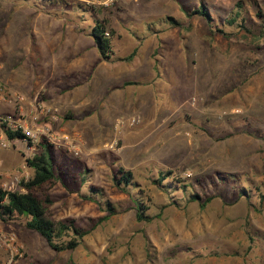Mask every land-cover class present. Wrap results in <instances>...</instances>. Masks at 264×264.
Returning <instances> with one entry per match:
<instances>
[{"label":"rangeland","instance_id":"374dc122","mask_svg":"<svg viewBox=\"0 0 264 264\" xmlns=\"http://www.w3.org/2000/svg\"><path fill=\"white\" fill-rule=\"evenodd\" d=\"M67 1L108 22L112 60L92 54L90 14L0 0V82L58 110L47 143L56 178L36 192L51 219L89 231L55 251L25 220L2 222L24 245L17 264H264V0ZM241 2L247 29L226 23ZM40 152L0 149V185L30 180L26 160ZM120 170L133 174L130 193ZM167 170L213 201L160 188ZM132 197L161 217L139 221Z\"/></svg>","mask_w":264,"mask_h":264},{"label":"trees","instance_id":"16d2710c","mask_svg":"<svg viewBox=\"0 0 264 264\" xmlns=\"http://www.w3.org/2000/svg\"><path fill=\"white\" fill-rule=\"evenodd\" d=\"M46 7L50 6L52 8L63 9L66 15H71V12H77L81 14H90L91 18L94 21V25H90L89 36L93 39L95 46L97 47L100 55L105 60H112L114 57L113 44L110 38V35L113 34V31H108V22L106 20L99 19L96 9L93 6L85 5L82 3H70L67 0H44ZM248 4L252 5L255 9L257 6L252 1H248ZM244 6L243 3H238L236 6V11L226 22L227 25H237L240 28L247 29L245 26L246 19L243 18L239 22V19L243 15ZM62 11V10H61ZM199 15L202 17H208L207 13L204 11L203 7L198 11ZM256 16L260 19L262 28L264 29V13L261 10H256ZM64 18L69 16H62ZM78 17H84L79 15ZM68 20L72 21L71 18ZM74 21V20H73ZM221 26V23H219ZM224 26V25H223ZM218 27V26H217ZM223 28H217V31L223 32ZM84 31V30H81ZM108 33V35H107ZM135 53V51L133 52ZM131 56L125 58L124 60H130ZM155 69L158 70V65L155 66ZM11 139L20 138L22 134L20 132L10 133ZM38 148L41 150L39 154H36L33 159H27L26 162L30 168L34 170L33 177L26 181H22L21 186L25 189V192H7L0 188V219L2 222H12L17 220H25V228L29 231H34L40 234L46 241L49 246L55 251H66L73 250L77 248L80 244V241L83 240L88 234L89 231L75 225L74 221L63 222L55 221L49 216V205L50 200L40 197L36 190L42 187L45 183L51 182L56 178L55 168L53 165V159L50 151L49 145L47 142L42 141L38 145ZM122 176L116 180V183L121 189L125 192H129V187L134 186L133 174L131 172L121 171ZM234 177V176H233ZM172 178L171 182L165 184L167 179ZM222 184H227L229 180L223 179L221 176L218 177ZM233 183H236V179H233ZM156 184L165 189L166 191L170 190V183L175 182L176 184H181L182 180L177 178L173 171L167 170L166 172H161L158 180L155 181ZM176 188L175 185H172ZM173 188L174 192H176ZM179 189L183 191L184 198L187 203L201 202V196L190 190V186L183 185L179 186ZM130 193V192H129ZM245 193L244 188L238 190L239 197H243ZM132 196V195H131ZM172 197V196H171ZM264 198V196H262ZM94 199V198H92ZM135 209L137 212V218L139 221L152 222L154 219H158L162 215V211L157 215L148 214L147 208L145 207L144 200L136 199L132 197ZM214 197H206L203 202H201V207L205 208L208 204L213 201ZM177 204V201L173 200L171 205ZM162 209H164L162 207ZM108 212V210H107ZM109 212H111L109 210ZM108 212V213H109ZM112 216L108 214L104 216L101 221H106ZM72 235L70 240L65 238Z\"/></svg>","mask_w":264,"mask_h":264},{"label":"built area","instance_id":"2783aa9c","mask_svg":"<svg viewBox=\"0 0 264 264\" xmlns=\"http://www.w3.org/2000/svg\"><path fill=\"white\" fill-rule=\"evenodd\" d=\"M113 1V0H110ZM58 119V110L38 97L28 98L18 91H9L0 82V149L22 146L27 153L36 152L40 142L54 143L57 137L52 124ZM20 132L22 137L11 139L10 133ZM75 154L80 148L74 140L64 138ZM25 178L24 181H28ZM19 177L4 180L0 188L7 192H25ZM0 219V252L6 253L5 264H17L24 257V246L14 232L4 230Z\"/></svg>","mask_w":264,"mask_h":264},{"label":"crops","instance_id":"0c3cea01","mask_svg":"<svg viewBox=\"0 0 264 264\" xmlns=\"http://www.w3.org/2000/svg\"><path fill=\"white\" fill-rule=\"evenodd\" d=\"M93 40V39H92ZM94 42V41H93ZM97 48V47H96ZM94 52L92 53L93 55H97L98 57H101V55L99 54V52L97 53V51L96 50H93ZM19 237V236H18ZM19 240H20V238H19ZM21 242V241H20ZM22 243V242H21ZM23 244V243H22ZM24 246V245H23ZM2 253H4L5 255H6V253L5 252H3V251H1ZM4 255V256H5ZM1 260V259H0ZM6 263V261H0V264H5Z\"/></svg>","mask_w":264,"mask_h":264}]
</instances>
